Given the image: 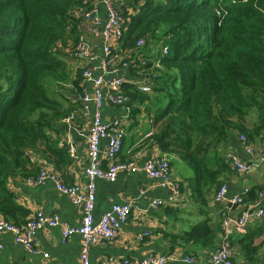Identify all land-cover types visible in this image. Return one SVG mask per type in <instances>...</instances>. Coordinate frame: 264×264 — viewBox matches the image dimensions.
Listing matches in <instances>:
<instances>
[{"label":"trees","instance_id":"obj_1","mask_svg":"<svg viewBox=\"0 0 264 264\" xmlns=\"http://www.w3.org/2000/svg\"><path fill=\"white\" fill-rule=\"evenodd\" d=\"M84 2L0 0V216L16 226L31 212L10 191L9 179L35 178L44 165L34 163V154L58 173L72 163L68 146L50 133L81 108L80 100L63 96L69 102L64 105L56 98L69 81L57 45L76 40L81 18L73 13L93 6ZM123 12L121 49L146 40L141 54L149 60L141 68L132 63L128 77L146 75L155 85L144 95L125 84L126 107L133 115L147 103L154 129L147 144L166 154L171 167L187 169L180 185L204 218L170 239L189 255L212 252L221 225L212 222L208 204L231 171L221 147L234 134L250 143L264 139V0H136ZM158 46H167L168 53L155 67L150 54ZM47 79L53 81L52 96ZM83 91L78 70L68 92L81 97ZM260 187L245 200H254ZM252 238L242 241L255 251Z\"/></svg>","mask_w":264,"mask_h":264},{"label":"built area","instance_id":"obj_2","mask_svg":"<svg viewBox=\"0 0 264 264\" xmlns=\"http://www.w3.org/2000/svg\"><path fill=\"white\" fill-rule=\"evenodd\" d=\"M136 0H101L106 10V17L103 19L98 7L93 6L88 10L77 9L73 16L80 17L76 35L70 40L69 54L84 62L82 67V79H84V91L81 96V110L91 116V123L88 127L87 152L89 164L85 168L87 183L85 185H67L62 177L53 167L44 165L40 168L35 178L26 179L29 186L36 187L46 182H52L59 192L67 196L73 206L81 208L83 217L81 223L75 228H64V238L75 235L81 237L80 263H93L90 258V250L94 244L101 242H112L120 235L122 227L128 223L132 214L131 204L113 205L110 212L105 213L99 221L95 218V203L97 196L96 185L98 180L108 182L115 181L120 173L144 171L151 179L159 181V187L168 189L170 194L166 201L156 200L150 204L152 211L157 212L162 208L181 207L184 200V193L180 181L173 176L170 160L167 155L151 157L141 168L136 161L120 160L126 137L125 121L117 120L114 123H105L102 115L106 103L116 107H126L128 97L125 96L123 87L129 83L136 86L141 94H150L154 90V82L148 76L128 77L129 68L132 63L138 62L136 67H145L148 63L141 52L144 50L146 40L139 41L132 49H121L122 37L126 30V20L123 9ZM91 2L85 0L84 3ZM132 13V11H130ZM100 41L102 49L97 53L94 42ZM158 52L150 54V61H155L154 66L159 67L160 60L168 53V47L160 48ZM160 55V56H158ZM100 61L99 66L94 62ZM76 119V111L63 120L66 124H72ZM153 132L148 133L147 137ZM246 154L250 160L245 161L232 151L224 153V160L228 166L238 175H249L255 173L262 161H264V139L261 140L259 150L253 148L244 136H239ZM107 141V146L102 150V142ZM68 146V153L71 158L75 157V147L72 144L62 143ZM214 196V203L222 208L220 211L221 231L218 238V246L209 256L210 264H235L233 260L235 248L232 235L235 230L239 233L245 232L247 227L256 220L264 218V185L256 189L254 200H245L253 188L247 186L243 195L228 198L229 186L226 182L218 185ZM229 204L234 208L229 207ZM58 216L45 215L41 210L34 217L29 218L25 224L16 226L12 222L0 216V233L7 232L13 235L14 242L22 245L34 255L41 253L35 243V236L41 228H56ZM149 234L139 237V240L149 238ZM1 249V247H0ZM43 264H50L48 255L45 254ZM170 261L195 263L192 256H184L182 253L170 252L167 254H149L139 261L104 260L102 264H168ZM63 264V263H58ZM264 264V261L261 263Z\"/></svg>","mask_w":264,"mask_h":264},{"label":"crops","instance_id":"obj_3","mask_svg":"<svg viewBox=\"0 0 264 264\" xmlns=\"http://www.w3.org/2000/svg\"><path fill=\"white\" fill-rule=\"evenodd\" d=\"M95 4L103 19L106 17V10L101 0H91ZM70 41L68 45L57 46L61 49L60 58H63L68 65L69 81L65 88L67 92L57 94L56 98L64 105L69 102L67 98H73L75 101L80 100V96H71L68 90L71 89L75 80L77 71H81L84 62L69 54ZM97 53L100 54L102 46L100 41L94 44ZM95 66L100 65V61L94 62ZM145 103L140 110L133 115L123 107L113 106L106 103L102 110L104 122L114 123L117 120L125 118L128 113V119L125 121L126 137L123 144L121 161H136L142 168L151 157L165 156L158 147L147 144V135L153 131L152 118L150 111ZM91 123V116L86 115L81 108L76 110V119L72 124L64 122L54 125L50 135L57 138L61 143L72 144L75 147V157L71 158L72 163L62 172L59 173L64 183L67 185L87 183L85 168L89 164L87 152L88 127ZM260 139L253 144V148L259 150ZM107 141L102 142L101 148L104 150ZM232 151L240 156L243 160L249 161L250 157L246 154L245 149L239 136L234 134L229 143L221 147L220 153L224 156L226 151ZM34 163L38 165H48L37 154H34ZM175 179L181 181L186 176L187 169L180 164L171 167ZM221 179L229 186L228 198L243 195L247 186L259 187L264 184V161L259 165L258 170L249 175H238L230 168ZM8 188L17 196L18 202L28 209L31 214L29 218L34 217L38 211L45 215L58 216V225L56 228H41L35 236V243L41 253L38 255L31 254L26 247L17 245L14 242L13 235L7 232L0 233V264H43L44 255L47 254L50 264H81L80 249L81 237L79 235L70 238H64V228H75L78 226L83 217L81 208L73 206L70 200L56 189L52 182H46L36 187L29 186L25 178L20 176L12 177L8 181ZM97 196L95 203V218L99 221L101 217L110 212L113 205L131 204L132 214L130 220L126 223L120 232L118 238L112 242H101L94 244L90 250V258L93 263L102 264L104 260L122 261H139L149 254H169L170 252H180L184 256H192L195 263L170 261L168 264H210L209 256L211 252L200 251L191 255L187 253L186 248L179 241L173 242L170 239L172 234H180L204 218L197 213V207L191 199L190 193L185 190L184 200L181 207L168 210L163 208L157 212L152 211L150 204L156 200L166 201L169 197V190L159 187V181L149 178L144 171L122 172L115 181L98 180ZM217 191V190H216ZM216 193V192H215ZM215 194H211L209 208L212 214V222L219 226L220 211L222 208L214 203ZM230 209L234 208L229 204ZM28 218V219H29ZM149 238L139 240L140 236L149 234ZM220 233V231H219ZM251 236L253 248L247 247V243L242 241L244 237ZM232 241L235 248V264H261L264 261V218L251 223L245 232H233ZM174 247L172 250L171 248Z\"/></svg>","mask_w":264,"mask_h":264},{"label":"rangeland","instance_id":"obj_4","mask_svg":"<svg viewBox=\"0 0 264 264\" xmlns=\"http://www.w3.org/2000/svg\"><path fill=\"white\" fill-rule=\"evenodd\" d=\"M151 44H153V41H152ZM159 50H160V47L158 46L152 52H158ZM46 87H47V90H48V94L52 96V94H53V81H51L50 79H47V81H46ZM214 250H215V248H214ZM214 250L212 252H214Z\"/></svg>","mask_w":264,"mask_h":264},{"label":"water","instance_id":"obj_5","mask_svg":"<svg viewBox=\"0 0 264 264\" xmlns=\"http://www.w3.org/2000/svg\"><path fill=\"white\" fill-rule=\"evenodd\" d=\"M97 42H98V41L96 40V42H94V44L97 43Z\"/></svg>","mask_w":264,"mask_h":264},{"label":"bare ground","instance_id":"obj_6","mask_svg":"<svg viewBox=\"0 0 264 264\" xmlns=\"http://www.w3.org/2000/svg\"><path fill=\"white\" fill-rule=\"evenodd\" d=\"M221 225V224H220Z\"/></svg>","mask_w":264,"mask_h":264}]
</instances>
